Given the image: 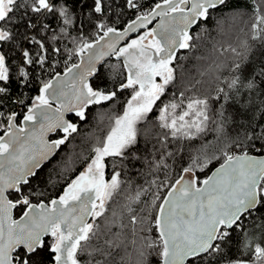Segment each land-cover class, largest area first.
I'll use <instances>...</instances> for the list:
<instances>
[{"label":"snow or ice","instance_id":"snow-or-ice-1","mask_svg":"<svg viewBox=\"0 0 264 264\" xmlns=\"http://www.w3.org/2000/svg\"><path fill=\"white\" fill-rule=\"evenodd\" d=\"M93 4V11L103 15L105 11L113 12L115 0L107 8L105 0H93ZM226 4L227 0H158L146 7L141 0H123V8L115 4L118 18L124 14V9L134 11L135 18L122 30L106 23L105 19L98 20L91 41L83 33L71 37L74 48L66 50L67 57L71 60L77 56L79 63L65 61L62 74L56 70L58 61H53L49 55L60 54L61 49L50 48L43 40L29 36L27 31L20 32L19 26L23 24L26 30L38 26L42 31L47 30L49 25L42 23V18L56 15L65 26L61 34L70 36L67 32V26L72 23L69 9L60 0H0V100L11 94V59L17 49H20L17 87L39 83L38 94L31 97L30 105H25L24 100L13 101L24 105L26 111H11L6 116L0 111V264H81L78 254L83 252L92 258V264H113L114 253L122 246L121 233H114L113 239L105 240L104 247L89 250L91 241L99 238L97 218L105 216L108 201L123 183L124 173L115 169L110 180L105 179L106 158L118 160L121 166L130 159H139L133 152L138 145V125L149 119L154 107L159 111L156 123L160 131L153 144L158 159L149 161V166L155 169L169 168L165 156L176 155L166 151L172 141L192 140L209 130L210 124L223 135L229 123V116L222 111L210 114L207 97L180 91L178 96L173 93L167 102L162 100L176 79L173 61L178 59L177 50L194 47L190 43L193 40L190 27L206 21L213 11ZM252 4L254 20L248 39L241 43L243 52L237 53L242 61L247 60L254 43L264 45V0L259 3L252 0ZM157 18L156 26L149 27ZM138 30L141 34L125 41L129 33ZM18 39L35 44V52L12 46L10 42ZM121 41L125 43L118 46ZM6 43L10 45L8 51L3 50ZM105 56L122 60L126 69V75L117 73L121 76L118 87L114 84L109 88L97 67ZM36 65L41 69L40 74L27 70L28 66ZM116 67L112 66L114 72ZM233 68L241 72L243 65L234 63ZM44 72L49 78L41 80ZM258 78H264V68L246 84L239 76L234 77L228 84L232 94L224 93L223 98L239 105L238 112L231 117L232 123L245 118L249 121L251 135L245 131L244 141L249 147L259 142L260 149L264 150V124L257 123L253 127L255 117L249 115L248 104L236 100L241 87L254 93ZM129 89L131 96L122 114L114 116L106 135L97 139L84 171L67 184L62 194L46 200L44 192L33 188L31 181L42 166L58 154L61 146L78 134V124L66 119V114L85 121L90 105L112 102L118 91ZM261 117L264 118V111ZM53 133H58L57 138L50 139L49 134ZM230 142L242 147L238 140ZM222 156L224 162L202 181L193 172L206 166L202 160L207 157H193L191 164L182 169L187 178L181 175L174 182H167L166 175L165 180L152 181L148 189L141 188L132 197L139 202L151 191L152 185L156 186L151 204L157 213L152 221L129 207L130 223L121 227L130 226L135 234L138 225L142 231H150L151 227L143 226L154 221L159 237L146 247L161 248L162 264H264V221L256 225L255 232H249L243 223L258 207H264V156H251L247 150L239 155L225 151ZM70 162V159L65 161V166ZM48 182H52L51 177ZM162 188L167 191L163 197L159 194ZM12 195L15 200L9 198ZM37 197L38 201L33 203ZM158 200L162 202L157 205ZM17 207L22 208L23 213L19 219H13L12 210ZM89 217L93 222H88ZM49 236L50 244L46 239ZM97 255L100 260H96ZM145 257V250L141 249L137 264H145Z\"/></svg>","mask_w":264,"mask_h":264},{"label":"trees","instance_id":"trees-1","mask_svg":"<svg viewBox=\"0 0 264 264\" xmlns=\"http://www.w3.org/2000/svg\"><path fill=\"white\" fill-rule=\"evenodd\" d=\"M146 7H151L158 0H141ZM257 3L260 0H256ZM68 9L72 17V23L67 26V32L70 36L61 34V28L65 27L61 19L56 15H48L42 18V23H47L49 29L41 30L40 26L36 29L26 30L24 25L19 26L20 32L27 31L29 36H34L38 40H43L50 48L59 47L60 54L49 53L53 61H58L56 64L57 71H63L65 67V58L67 57L66 50L74 48L71 37H79L81 33L85 35L89 41L93 39L95 31L94 25L100 19H105L106 23L114 25L117 28H122L129 20L135 17L136 13L130 9H124V14L118 18V13L115 4H119L123 8V0H105V7L108 4H113V12L105 11L102 15L93 11V0H60ZM19 15V13L17 14ZM254 20L252 0H227L226 6L219 7L213 11L210 18L201 20L191 30L190 35L193 40L190 41L194 45L191 49H184L177 54V60L173 62L176 67V79L173 85H170L165 96L162 97L164 102L172 99L173 93L177 96L180 91H185L187 95H195L200 97H207L210 101V114L212 112H223L224 115L229 116V123L225 126L224 134L221 135L215 131V126H209L204 134L195 137L192 140H183L177 143L172 141L166 151L175 152L174 157L165 156L166 163L169 165L167 170L155 169L149 166V161L158 159L153 151V144L156 143V136L160 129L157 127L156 117L159 114L158 108L154 107V111L149 113V119L138 125L139 137L138 145L133 149L139 159H130L121 166L118 160L114 161L112 158L105 160V172L107 179L111 178L113 169L122 171L121 176L122 185L118 193L114 194L112 200L108 201V211L102 218H97L99 238H94L91 241L89 250L96 247H104V241L113 239L114 233H121L120 239L122 246L114 253L113 264H137L139 260V251L145 250V264H160L161 257L159 246L148 249L147 243L157 240L159 233L155 227L154 221L150 224H145L143 227H151L150 231H142L138 225L135 234L132 228L121 227V225H129L131 213L128 211L129 207L135 209L139 216H147L149 221L155 217L157 209L152 206V193L157 191L156 186H151V191L146 192L141 201H134L132 197L135 196L137 190L143 188L148 189L152 181H161L166 179L167 182H174L179 179L181 175L187 174L182 172V169L188 167L193 157H204L202 168L194 170L193 175L197 176L199 180L206 178L212 169L224 162L222 152L227 151L229 154H242L243 150H247L248 154H256L264 156V150L259 147V142L255 147H249L244 141L243 136L245 131L251 135V129L248 127V119H240L237 123L231 122V117L239 110V105L229 99L225 100L224 93L232 94L233 90L228 88V84L234 77L239 76L243 84L253 76H259L262 68H264V45L260 43L253 44V51L248 55L247 60L242 61L237 53L243 52L241 43L248 39L251 23ZM35 22V21H34ZM53 36L56 39H53ZM12 46L19 45L20 48H28L33 53L36 45L29 43L27 40L18 39L15 42H10ZM251 43V41H250ZM9 43L3 45V50L8 51ZM235 48L237 51L233 52ZM76 61V56L68 60V64ZM12 68L10 69L13 83L11 87V94L9 97L0 100V111H3L5 116L11 111H15L17 107L21 109L26 107L19 103H14L16 100H24L25 105L31 104V97L38 94L39 83L33 82L31 84L17 87L16 80L18 78V65L20 64V49L12 53ZM234 63H242L243 70L237 72L234 70ZM99 67L102 76L107 80L109 88L112 85H117L121 76L117 73L125 74L120 61L108 59ZM116 65L115 72L112 66ZM47 67V64L45 65ZM27 70L32 73L40 74L41 69L38 65L28 66ZM48 73L44 72L40 75L41 80L48 79ZM258 78L256 83L258 85L254 93H250L246 87H241L240 95L236 100L240 104H248L251 109L250 116H254L252 125L255 127L257 123L264 124V118L261 117V111H264V83ZM223 89V92L220 90ZM131 90L118 91L117 98L112 102H105L102 105H92L86 110L87 119L85 121H78L75 116H69L73 123L78 124V134H74L66 145L61 146L58 154L49 162L44 164L38 171L35 179H32V187L37 191H43L47 199L58 195L62 188L86 165L87 158L92 153V148L95 146L98 138L106 135L111 126L114 116L120 115L124 104L126 103ZM252 101L253 103H248ZM160 105V102H157ZM99 113V115H98ZM216 119H219L216 117ZM240 125H243L242 127ZM2 131H0V134ZM58 133L54 135L57 137ZM230 138V140H229ZM239 141L242 147H236L230 141ZM225 145H228L225 147ZM157 147H159L157 145ZM70 159V164L65 166V161ZM51 177V183H49ZM27 191V189H25ZM166 189H160L159 194L163 197L166 194ZM15 200V195L9 197ZM39 197L34 199L37 202ZM147 202V203H146ZM161 201H155L159 204ZM143 210V211H141ZM23 211L22 208L14 209L15 216H18ZM115 213V216L113 215ZM264 221V207H258L250 216L243 220L245 228L249 232L256 231V225ZM47 242L51 243V238H46ZM234 241L236 234H233ZM235 253V248L233 249ZM47 256V250L44 253ZM78 259L81 264H92V258L87 252L79 253ZM99 255L96 260H100Z\"/></svg>","mask_w":264,"mask_h":264},{"label":"water","instance_id":"water-1","mask_svg":"<svg viewBox=\"0 0 264 264\" xmlns=\"http://www.w3.org/2000/svg\"><path fill=\"white\" fill-rule=\"evenodd\" d=\"M135 18V17H134ZM134 18H132V19H134ZM130 21V20H129ZM128 21V22H129ZM128 22L122 27V28H118V29H120V30H122L127 24H128ZM158 22V18H157V20H154L153 22H152V24L149 26V27H155L156 26V23ZM198 24V23H197ZM197 24H194V25H192L191 27H190V29H189V34H190V32H191V30L197 25ZM138 34H141L140 33V31L138 30V32H136V33H129V36L128 37H125V41H127L128 39H129V37L130 38H135ZM125 41H121L120 42V45H118V46H122L124 43H125ZM182 50H184V49H178L177 50V54L180 52V51H182ZM77 57V56H76ZM108 59H114V60H117V61H120V63L122 64V60H120V59H118L117 57H115V56H105L104 58H103V60L100 62V64H98L97 65V67L99 68L106 60H108ZM174 62V61H173ZM74 63H79V57H77V60L74 62ZM122 67H123V64H122ZM124 71H125V75H126V69H124ZM61 73L63 74V71H61ZM91 79V78H90ZM157 82H159V78H157ZM53 103V107L55 108L56 107V102L55 101H53L52 102ZM105 103V102H104ZM90 106H92V105H90ZM89 106V107H90ZM26 111V110H25ZM69 116H75L74 114H66V119H69ZM22 120V115L20 116V118L17 120V123L19 124L20 123V121ZM70 120V119H69ZM2 134V133H1ZM56 133H53V134H49V138L50 139H55V138H57V137H54V135H55ZM237 155H239V154H237ZM249 155H251V156H257V157H259V156H261V155H256V154H249ZM47 163V162H46ZM45 163V164H46ZM223 163V162H222ZM221 163V164H222ZM219 166H220V164L219 165H217L214 169H212L211 170V172L209 173V175H212L215 171H216V169L217 168H219ZM86 167V166H85ZM85 167L81 170V171H84V169H85ZM80 171V172H81ZM105 171V170H104ZM79 172V173H80ZM78 173V174H79ZM78 174H76L68 183H70ZM208 175V176H209ZM105 179L107 180V177H106V172H105ZM205 179V178H204ZM67 183V184H68ZM67 184L62 188V190H61V192L58 194V195H60V194H62V192H63V190H64V188L67 186ZM10 192L12 191V190H9ZM166 194H167V192H166ZM165 194V195H166ZM58 195H56V196H54V197H52V198H55V197H57ZM162 202V201H161ZM33 203H36V202H34L33 201ZM22 213H23V211L18 215V216H15V214H14V209L12 210V217H13V219H19L20 218V216L22 215ZM88 222H92V218L91 217H89L88 218ZM159 233V232H158ZM160 264H162V259L160 260Z\"/></svg>","mask_w":264,"mask_h":264},{"label":"rangeland","instance_id":"rangeland-1","mask_svg":"<svg viewBox=\"0 0 264 264\" xmlns=\"http://www.w3.org/2000/svg\"><path fill=\"white\" fill-rule=\"evenodd\" d=\"M76 60H77V57H76ZM65 61H68V57L65 58ZM64 64H65V63H64ZM130 96H131V94L129 95V98H130ZM129 98H128V99H129ZM128 99H127V100H128ZM126 102H127V101H126ZM125 104H126V103H125ZM125 104H124V105H125ZM123 108H124V107H123ZM23 109H24V107L22 108V110H23ZM122 112H123V110H122ZM122 112H121V114H122ZM109 128H110V127H109ZM108 130H109V129H108ZM91 154H92V153H91ZM85 166H86V165H85ZM107 180H110V179H107ZM92 222H93V221H92Z\"/></svg>","mask_w":264,"mask_h":264},{"label":"built area","instance_id":"built-area-1","mask_svg":"<svg viewBox=\"0 0 264 264\" xmlns=\"http://www.w3.org/2000/svg\"><path fill=\"white\" fill-rule=\"evenodd\" d=\"M25 110L26 109L22 110L20 107H17L15 111L18 112V113H23Z\"/></svg>","mask_w":264,"mask_h":264},{"label":"flooded vegetation","instance_id":"flooded-vegetation-1","mask_svg":"<svg viewBox=\"0 0 264 264\" xmlns=\"http://www.w3.org/2000/svg\"><path fill=\"white\" fill-rule=\"evenodd\" d=\"M48 238V237H47ZM49 238H51L50 236H49ZM51 242H52V238H51Z\"/></svg>","mask_w":264,"mask_h":264}]
</instances>
